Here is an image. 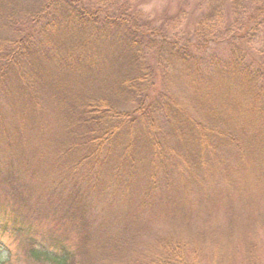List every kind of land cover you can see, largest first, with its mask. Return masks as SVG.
<instances>
[{
	"label": "trees",
	"instance_id": "1",
	"mask_svg": "<svg viewBox=\"0 0 264 264\" xmlns=\"http://www.w3.org/2000/svg\"><path fill=\"white\" fill-rule=\"evenodd\" d=\"M143 1L0 0V190L76 233L30 235L24 258L264 264L263 226L218 223L236 186L264 188V0H192L191 28L182 6L157 23Z\"/></svg>",
	"mask_w": 264,
	"mask_h": 264
},
{
	"label": "rangeland",
	"instance_id": "2",
	"mask_svg": "<svg viewBox=\"0 0 264 264\" xmlns=\"http://www.w3.org/2000/svg\"><path fill=\"white\" fill-rule=\"evenodd\" d=\"M198 2V0H196ZM196 4L193 1H180V0H172L171 4L165 5L163 1L160 0H144L141 8L152 18H155L157 23H160L163 19L169 20L176 13L178 6H182L185 10L184 15L185 18L182 20L183 28L184 24L189 22V27L191 28L194 22V17L196 15V11L193 10ZM165 17V18H164ZM9 113V110H5ZM15 112V111H14ZM36 131L38 128H34ZM25 131V130H24ZM49 131V130H48ZM47 130L42 126V134L39 140L38 147L41 149L42 153L45 155L46 151L43 149L45 145L46 136H48ZM20 149L21 155L26 154L30 155V152L23 151L21 148H16L17 151ZM24 155V158L27 159V156ZM44 161V158H42ZM22 163V162H21ZM25 164V163H23ZM49 164L44 161V164L41 167H45L46 171L48 169ZM22 165L18 164L15 168V173L13 172L16 178L20 179L21 182L26 184L25 188H32L34 186V192L38 194V192L45 193L42 189V185H39L41 182L34 180V178H30V172L38 170L40 166L32 163H27V167L29 171L21 170ZM27 169V168H26ZM0 172L2 173L1 169ZM19 172V173H18ZM48 172V171H47ZM19 176V177H18ZM236 182L240 181H250L243 180L244 177L240 175ZM255 178V175L253 176ZM252 181V186L246 190L241 191V189L237 190V186L234 190H232L229 195L231 200L226 201L222 207V213L230 212L235 217L233 222H218L219 224L223 223L224 225L232 224L234 226V230L239 229V233H245L246 229H257L260 226L264 227V222H257L259 218H263L264 220V188L261 187L260 184L258 187L254 186V181ZM263 182V179L261 180ZM239 184V183H238ZM36 199V195H31V200ZM8 200L4 193L0 190V227H2L3 223L7 226V231L0 230V259L5 257L6 253L10 252V260L6 264H34L27 263L24 258V248L27 244V239L29 236H35L37 240L44 241L50 243L52 240V236L54 237H65L67 239V243L69 245L73 244L76 238L75 228L67 222L61 223L60 220L41 216L38 219L32 216L31 211L28 210H20L13 211L8 205ZM258 217V218H257ZM152 228H160V231H167L170 227V224L160 219L151 222ZM17 229H20L17 231Z\"/></svg>",
	"mask_w": 264,
	"mask_h": 264
}]
</instances>
